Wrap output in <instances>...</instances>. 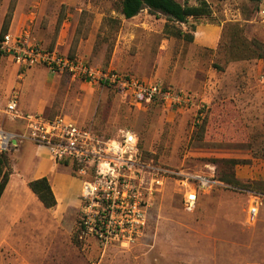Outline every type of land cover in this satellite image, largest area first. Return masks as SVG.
Returning <instances> with one entry per match:
<instances>
[{"label":"rangeland","instance_id":"374dc122","mask_svg":"<svg viewBox=\"0 0 264 264\" xmlns=\"http://www.w3.org/2000/svg\"><path fill=\"white\" fill-rule=\"evenodd\" d=\"M122 0H0V33L92 66L188 92L193 106L137 109L113 87L19 66L0 57V130L22 134L17 110L70 117L106 137L122 130L165 169L150 201L143 235L102 251L78 226L80 178L28 141L8 147L11 174L0 200V264H264V0H203L210 14L180 24L146 9L131 19ZM196 6L198 0H176ZM14 7V9H11ZM181 31L192 37L188 42ZM16 142V141H15ZM39 170L65 200L46 209L28 190ZM183 174L213 175L222 187L182 205ZM50 184V187H51ZM10 189V190H9ZM261 196L247 222L249 195ZM72 229H70V226Z\"/></svg>","mask_w":264,"mask_h":264},{"label":"built area","instance_id":"2783aa9c","mask_svg":"<svg viewBox=\"0 0 264 264\" xmlns=\"http://www.w3.org/2000/svg\"><path fill=\"white\" fill-rule=\"evenodd\" d=\"M0 55L11 56L19 66L44 65L53 73L113 87L137 109L154 103L179 109L194 105L186 91L60 55L30 43L25 34L0 33ZM17 105L14 95L7 102L6 113L21 121L25 131L7 134L6 139L0 130V153L7 151L12 140H26L46 151L55 164H70L81 181L79 230L102 251L113 245L127 247L139 239L147 224L150 201L162 186L166 172L143 159L138 136L122 130L113 137H106L68 116L48 118L38 113L22 114ZM179 182L182 205L187 210L195 207L201 194L223 186L213 175L205 174H183ZM261 205V196L251 193L247 222L254 221Z\"/></svg>","mask_w":264,"mask_h":264},{"label":"trees","instance_id":"16d2710c","mask_svg":"<svg viewBox=\"0 0 264 264\" xmlns=\"http://www.w3.org/2000/svg\"><path fill=\"white\" fill-rule=\"evenodd\" d=\"M199 4L196 6H188L187 4H180L176 0H122L120 6V13L125 19H131L138 15L140 11L146 9L149 14L154 16H164L167 20L175 23L184 24L187 23L189 18L198 19L206 17L210 14L209 8L205 1L198 0ZM222 1V0H217ZM259 1V0H252ZM14 9V7H11ZM4 33V32H3ZM173 35L181 37L188 42H192V37L183 34L177 30ZM3 55H0V57ZM70 57H73L69 55ZM143 159L147 162L154 163V160L143 153L141 150ZM11 174L9 167V160L6 152L0 153V197L8 183L9 176ZM27 187L35 198L46 209H51L56 206V199L51 190L50 184L46 177L31 180L27 183ZM257 191H264V184L257 183L250 186Z\"/></svg>","mask_w":264,"mask_h":264},{"label":"crops","instance_id":"0c3cea01","mask_svg":"<svg viewBox=\"0 0 264 264\" xmlns=\"http://www.w3.org/2000/svg\"><path fill=\"white\" fill-rule=\"evenodd\" d=\"M23 133H24V132L22 131V134H23ZM19 142H22V141H17V142H15L14 147L18 146V143H19ZM30 144H31V143H30ZM31 145H32V144H31ZM32 146H33V145H32ZM33 147H34V146H33ZM35 148H36V147H35ZM36 149H37L38 151H40V152H44V153L47 154V152L44 151V150H42V149H38V148H36ZM47 155H48V154H47ZM48 159L53 163V165L50 167V169H51L50 172H52V170L55 169V165H57V164H55V163L50 159L49 156H48ZM50 172H48V171H44V170H39L31 180H35V179H39V178H42V177H46L47 180L50 182V180H49V176H48V174H49ZM31 180H30V181H31ZM8 182H9V180H8ZM50 184H51V183H50ZM7 185H8V183H7ZM7 185H6V187H5V189H4L3 193H2V195H1V197H0V200H1L2 196H4L7 192H9V191H8V187H7ZM9 190H10V189H9ZM28 190H29V189H28ZM51 190H52V192H53V194H54V196H55V199H56L57 204H58L59 201H71V199H70V200H65V198L61 195L60 191H59V190L56 191V190L53 188L52 184H51ZM34 197H35V196H34ZM78 198H79V197H78ZM72 226H73V225L70 226V229H72Z\"/></svg>","mask_w":264,"mask_h":264},{"label":"bare ground","instance_id":"6f19581e","mask_svg":"<svg viewBox=\"0 0 264 264\" xmlns=\"http://www.w3.org/2000/svg\"><path fill=\"white\" fill-rule=\"evenodd\" d=\"M4 137L7 139L9 137V135L5 134Z\"/></svg>","mask_w":264,"mask_h":264},{"label":"water","instance_id":"95a60500","mask_svg":"<svg viewBox=\"0 0 264 264\" xmlns=\"http://www.w3.org/2000/svg\"><path fill=\"white\" fill-rule=\"evenodd\" d=\"M11 144L14 145V144H15V141L12 140V141H11Z\"/></svg>","mask_w":264,"mask_h":264}]
</instances>
